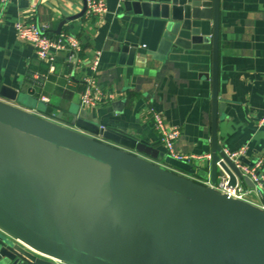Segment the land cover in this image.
I'll return each mask as SVG.
<instances>
[{
	"label": "crops",
	"instance_id": "0c3cea01",
	"mask_svg": "<svg viewBox=\"0 0 264 264\" xmlns=\"http://www.w3.org/2000/svg\"><path fill=\"white\" fill-rule=\"evenodd\" d=\"M126 1L163 4L170 0H106V13L100 19L88 18L85 12L80 17L85 0H11L5 5L0 0V85L24 94L34 90V97L48 99L45 105L51 114L46 117L37 109L13 103L14 109L34 111L31 114L37 118H55L56 122H48L64 130L72 127L74 115L103 129L125 132L157 151V159L150 163L177 179L207 188L210 164L170 160L158 142L149 110L161 113L167 124L179 130L178 153L211 155L212 48L191 42L196 28L201 36L211 37V22L194 21L186 38L176 44L178 37H166L160 23L127 15ZM218 11V99L225 107L217 119V141L223 152L247 146L250 163L256 155L264 156V0H219ZM17 22L34 23L50 38L73 35L83 53L72 63L66 54H59L55 72L49 73L33 49L17 39ZM164 38L170 45L162 48ZM125 43L137 46L130 63L129 54L121 50ZM157 54L160 58L155 59ZM96 56L97 86L114 99L83 110L79 105L83 79L91 75L90 62ZM30 71L47 76L43 87L27 82ZM143 185L154 193L162 191L0 125V203L28 227L49 237L68 238L71 224L77 238L102 242L110 238L105 230L111 223L107 210L111 205L119 264H182L188 249L177 244V234L166 226L154 224L153 231L140 226L150 220L137 216L135 206L155 201L134 194ZM249 200L264 206L263 197L252 194Z\"/></svg>",
	"mask_w": 264,
	"mask_h": 264
},
{
	"label": "water",
	"instance_id": "95a60500",
	"mask_svg": "<svg viewBox=\"0 0 264 264\" xmlns=\"http://www.w3.org/2000/svg\"><path fill=\"white\" fill-rule=\"evenodd\" d=\"M85 10L86 8L82 10L80 17ZM123 10L129 16L144 17L160 23L161 30L165 32L166 37H178L176 44L186 38L185 32L189 31L194 21L211 22V37L201 36L200 28L193 30L191 35L192 44H206L207 47L212 48L210 73L212 152L209 162L211 188H201L190 181L177 179L162 168L150 163L149 160L157 159V151L148 143L133 138L125 132L109 128L103 129L100 125L74 115L70 122L72 127L64 130L50 124L45 119L34 117L31 113L28 114L26 111L24 113L23 110L19 111L11 107L15 103L27 109H37L44 114L47 110L46 105L38 97H34L35 91L32 89L24 94L0 85V125L33 137L46 145L68 150L85 159L88 158L96 163L106 165L114 171L131 176L141 184L145 183L160 191H165L169 195L219 218L224 223L238 226L243 231L248 230L250 237L257 235L264 240V212L241 202H230L221 197L219 192L214 189L221 178L227 180L230 187L235 186L236 180L243 181L248 187H252L251 183L242 178L240 172L228 160L217 141V119L225 107V104L218 99L219 0H170L163 4L126 1L123 4ZM169 43L164 38L160 45L165 48L170 45ZM136 48V45L130 43H125L122 46L123 54H129L128 63L134 59ZM149 54L155 56L154 53ZM158 58H160L159 54L155 59ZM204 77H208V75ZM76 131L79 134H76ZM44 152L54 157L50 149H46ZM240 161L251 166L244 158H240ZM260 194L264 198V182ZM156 202L150 204L144 202L143 205L135 206L136 215L140 214L141 218L146 216L144 219L149 218L150 224H153L149 226L144 222L140 226L149 231L154 230V224L166 226L167 229L177 234L180 242L177 243L174 239L175 243L188 249L187 253H184L182 264L187 262L189 264H231L232 262L246 263V261L257 264L256 259L258 258L263 262L264 243L257 246L262 247V253L260 252L257 257L249 256L253 252L247 250V247L237 248V250L228 247V243L233 239L234 242L238 241L239 236L235 233H227L228 235L221 237L218 234L217 237H214V242L208 243L209 235L206 234L205 229H202V224L201 227L196 226L200 219H189L184 213L185 211L182 212L181 209L175 211L171 205L167 204L165 205L167 208L163 210V204L160 205ZM107 208L111 223L105 232L109 233L110 238L100 242L77 238L71 224L69 227L72 236L68 238L49 237L41 234L28 227L0 203V264H119L111 205H108ZM201 219L203 220V218ZM197 229L199 230L196 231ZM237 232L240 234V231ZM193 240L201 243H194ZM252 243L256 244L257 241ZM206 244L212 246H206V248ZM235 246H237V242ZM237 252L241 254L237 256ZM194 259L195 262H193Z\"/></svg>",
	"mask_w": 264,
	"mask_h": 264
},
{
	"label": "built area",
	"instance_id": "2783aa9c",
	"mask_svg": "<svg viewBox=\"0 0 264 264\" xmlns=\"http://www.w3.org/2000/svg\"><path fill=\"white\" fill-rule=\"evenodd\" d=\"M4 5L11 0H2ZM17 2H33L35 0H14ZM85 13L88 18H101L106 13V0H85ZM14 32L17 39L26 45H29L38 62L43 65H47L49 73H54L56 58L59 54H66L67 60L72 63L79 60L80 55L83 53L81 50L80 41L73 35L64 34L57 38H50L43 33V31L34 23L17 22L14 25ZM99 65V56H96L92 62H90L89 70L91 75L85 76L83 79L84 91L80 97L79 105L83 110H92L99 105L112 101L114 99L111 93L102 91L97 86L96 74ZM47 81V76L39 72L30 71L27 75V82L36 87H43ZM40 101L47 104L48 99L40 97ZM31 113L35 114L34 111ZM149 116L151 123L153 124L154 131L157 134L158 142L162 145L166 155L170 160L175 162H181L183 164H192L198 160H205L210 162L211 155L192 156L183 155L178 153L175 149L177 140L179 139L180 132L176 128L167 124L164 116L161 113L156 112L153 109L149 110ZM42 119L50 120V118L42 117ZM262 125L264 120L261 121ZM248 148L247 146L241 147L235 152L231 153L225 151L224 154L230 160L234 167L240 172L241 177L247 179L252 187H248L243 181L236 180L234 187H230L228 181L221 178L217 185L214 187L215 191L219 192L221 197H224L230 202H241L249 206H256L262 212H264V206L254 205L250 200V195H256L262 197L260 189L264 182V176L262 169L264 165V156L256 155L253 162H250L251 166L244 164L240 161V158L246 159ZM205 186L211 188L209 182L205 183Z\"/></svg>",
	"mask_w": 264,
	"mask_h": 264
},
{
	"label": "rangeland",
	"instance_id": "374dc122",
	"mask_svg": "<svg viewBox=\"0 0 264 264\" xmlns=\"http://www.w3.org/2000/svg\"><path fill=\"white\" fill-rule=\"evenodd\" d=\"M50 121L56 122L55 118H50ZM61 125V124H60ZM134 194H138L140 196H146L147 198H151L154 199L155 201H149L150 203H159L160 205L163 206V210L166 209L167 207L165 206L167 205H172L173 210H182V212H184L185 214H187L189 219H194V218H198L197 220H199V224L196 226H200L202 224V229H205L206 234H208V243L210 242H214V237L219 236H225L228 235L227 233H235L238 234L239 239L237 242V246H235L236 242H234V239L228 243V247H230L232 250H237V248H241L244 249L245 247H247V250H252L250 252H253L251 255L249 256H254L257 257L258 254H260L262 247H257L258 245H261V243H264V240L260 237L254 236V237H250V234H248V230L247 231H243L241 230L238 226H234V225H230L227 223H224L222 220L220 221L219 218L217 217H213L205 212H203V210L201 211V209H198L197 207L188 204L186 202H184L183 200H179L171 195H169L168 193H166L165 191H161V192H152L150 190V188L146 185L140 186L138 189H134ZM161 209V210H162ZM178 212V211H177ZM203 218V220L201 219ZM142 222V221H141ZM150 222H149V226H150ZM199 227V229H200ZM199 229H197L196 231H198ZM240 231V234L237 232ZM237 232V233H236ZM256 244L252 243V242H256ZM194 243H198V241L193 240ZM201 242H199L198 244H200ZM197 244V245H198ZM212 244V243H211ZM211 247L212 245L210 244H206L205 247ZM206 247V248H207ZM236 247V248H235ZM255 252V254H254ZM262 253V252H261ZM240 252H237V256L240 255ZM190 259V258H189ZM255 261V260H254ZM256 261H260V258L256 259ZM143 264V263H142ZM185 264H189L188 262Z\"/></svg>",
	"mask_w": 264,
	"mask_h": 264
},
{
	"label": "trees",
	"instance_id": "16d2710c",
	"mask_svg": "<svg viewBox=\"0 0 264 264\" xmlns=\"http://www.w3.org/2000/svg\"><path fill=\"white\" fill-rule=\"evenodd\" d=\"M50 114H51V109L48 108V109L46 110V112L44 113V116L48 117V115H50Z\"/></svg>",
	"mask_w": 264,
	"mask_h": 264
}]
</instances>
